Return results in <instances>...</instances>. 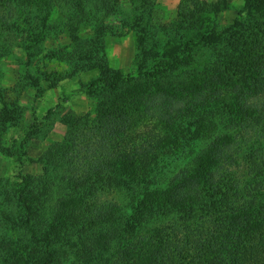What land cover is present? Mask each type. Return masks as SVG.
<instances>
[{"label": "trees", "instance_id": "trees-1", "mask_svg": "<svg viewBox=\"0 0 264 264\" xmlns=\"http://www.w3.org/2000/svg\"><path fill=\"white\" fill-rule=\"evenodd\" d=\"M109 3L71 2L102 12ZM148 3L139 1V22ZM35 5L0 0V33L49 20L48 7ZM218 10L206 0L181 1L179 25L189 37L161 71L145 58L136 75L99 67L87 84L96 105L65 121L69 164L58 170L46 162L42 175H23L15 191L26 219L45 213L53 237L77 238L61 260L49 232L30 227L28 237L43 248L36 264H264V0H246L227 28L216 22ZM94 28L99 37L100 22ZM89 48L74 59L78 70L95 64L97 48ZM13 119L2 101L0 144ZM3 212L0 264H29L34 247L18 232L24 221L12 228Z\"/></svg>", "mask_w": 264, "mask_h": 264}, {"label": "rangeland", "instance_id": "rangeland-1", "mask_svg": "<svg viewBox=\"0 0 264 264\" xmlns=\"http://www.w3.org/2000/svg\"><path fill=\"white\" fill-rule=\"evenodd\" d=\"M72 1L78 2L79 6L83 3V0H35V9L40 12H46L44 8L48 7L49 20L44 22L39 18L25 28L12 31L10 36L0 33V93L4 98L0 97V111L2 101H5L14 114L0 144V187L4 190L0 207L11 221L9 226H14L17 220L19 223L24 221L18 232L22 241L34 247L29 264H36L37 256L43 251L42 243L35 245L28 237L32 236L31 228L42 236L55 229L45 213L35 212L26 219L25 211L15 201V191L20 187L22 176L42 175L46 162L56 164L58 170L69 164L64 152L68 131L65 121L71 120L69 117L86 115L96 105L98 97L88 95L87 84L100 75L102 64L133 75L147 67L161 71V63L182 50L181 41L183 37H189L190 32L179 25L182 0H150L143 22H139L136 12L140 0H112L110 9L105 7L104 12L97 5L92 9H73ZM206 1L218 5L216 22L222 28L233 26L245 11L246 0ZM99 3H105V0H99ZM97 22L101 28L99 37L94 28ZM86 47L97 48L93 56L95 64L78 70L74 59H78ZM144 58L148 66L140 69L139 62ZM62 74L69 75L61 79ZM27 138L25 146L24 139ZM55 197L53 194L47 204L54 205ZM86 227L90 232L97 228L89 224ZM50 232L52 249L57 251L59 259L73 253V248L78 246L73 247L77 238L70 239L61 232L53 237ZM8 240L10 238L4 241ZM5 251L2 252L3 261L10 255L9 250Z\"/></svg>", "mask_w": 264, "mask_h": 264}]
</instances>
